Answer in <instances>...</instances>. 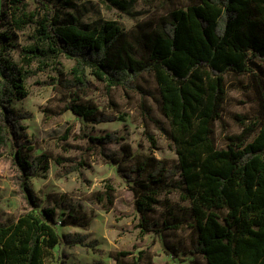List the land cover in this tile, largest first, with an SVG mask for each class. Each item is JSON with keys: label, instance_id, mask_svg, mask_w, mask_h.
I'll return each mask as SVG.
<instances>
[{"label": "trees", "instance_id": "trees-1", "mask_svg": "<svg viewBox=\"0 0 264 264\" xmlns=\"http://www.w3.org/2000/svg\"><path fill=\"white\" fill-rule=\"evenodd\" d=\"M2 1L0 148L12 150L30 211L13 223H0V264H59L52 260L55 246L89 244L86 234L57 232V210L64 202L41 207V195L33 191L30 178L46 171L49 160L45 153L31 155L32 139L23 140L25 127L20 123L29 113L13 105L27 96V79L56 65L61 55L74 62L69 77L55 68L53 83L62 90L64 110L92 123L113 116L81 101L87 70L108 87L122 86L141 95L149 93L138 83L144 74L158 86L160 108L171 124L174 164L150 154L135 155L128 146L106 152L107 144L121 138L115 132L83 133L108 162L125 166L123 176L141 231L188 224L195 233L188 253L201 255L205 264H264V0H189L129 29L116 20L83 23L72 13L81 0ZM103 1L131 14V0ZM26 30L27 42L17 45V33ZM15 49L18 60L12 56ZM229 74L248 77L258 115H236L241 131L226 137V147L217 148L214 122L220 117ZM77 168L78 163L72 167ZM168 192H177L188 205L172 207L173 216L163 222L151 219L159 197ZM113 199L111 186L99 195L108 206ZM59 224L84 226L75 211Z\"/></svg>", "mask_w": 264, "mask_h": 264}, {"label": "rangeland", "instance_id": "rangeland-1", "mask_svg": "<svg viewBox=\"0 0 264 264\" xmlns=\"http://www.w3.org/2000/svg\"><path fill=\"white\" fill-rule=\"evenodd\" d=\"M189 0H131L130 13L103 0H81L73 14L86 24L116 20L124 29L136 22L156 18L174 7L185 6ZM3 1L0 0V11ZM3 29V28H2ZM29 31L17 33V45L28 40ZM18 60V50L12 52ZM73 60L61 55L56 65L37 71L26 81L27 96L14 100L13 105L29 113L20 121L26 138L32 139V156L45 153L49 168L30 178L35 193H40L41 207L59 208L56 230L59 234L79 232L87 235V245L55 246L52 260L59 264H205L201 255L193 256L188 249L195 237L188 224L160 232L143 233L139 215L134 208L133 194L120 168L108 162L87 142L83 133L100 135L115 132L121 138L107 144L106 152L120 151L128 146L135 155H153L169 166L176 162L175 145L170 139L171 124L160 108V94L153 77L144 74L138 80L148 94L141 95L122 86L108 87L86 71L88 84L80 93L81 101L98 107L113 120L92 123L64 110L62 90L53 83L57 68L64 77L70 76ZM264 78V63L260 65ZM226 96L220 117L214 122L213 140L217 148L226 147V137L241 131L236 115H258V100L247 76L225 77ZM63 159H70L63 162ZM59 160V161H58ZM61 161V162H60ZM77 169H72L77 165ZM107 186L113 188V204L99 201ZM149 213L151 219L163 222L171 218L172 207L188 205L177 192L164 193ZM40 207V208H41ZM40 208L38 210H40ZM37 210V211H38ZM30 211L19 188L18 171L10 147L0 148V223H13ZM79 217L84 226L62 225L69 212ZM171 211V212H169ZM174 250L176 254L169 252Z\"/></svg>", "mask_w": 264, "mask_h": 264}]
</instances>
